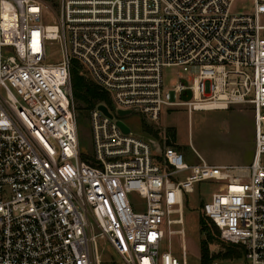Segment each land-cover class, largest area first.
<instances>
[{
	"label": "built area",
	"instance_id": "2783aa9c",
	"mask_svg": "<svg viewBox=\"0 0 264 264\" xmlns=\"http://www.w3.org/2000/svg\"><path fill=\"white\" fill-rule=\"evenodd\" d=\"M56 1L0 0V264H101L98 237L123 264H187L162 244L183 233L174 227L202 182L220 186L201 212L243 252L211 264H264V0ZM76 62L108 96L89 109L90 154ZM168 68L179 71L173 86ZM240 103L255 116L249 164L199 154L189 163L176 143L144 139L123 120L156 127L167 111Z\"/></svg>",
	"mask_w": 264,
	"mask_h": 264
},
{
	"label": "rangeland",
	"instance_id": "374dc122",
	"mask_svg": "<svg viewBox=\"0 0 264 264\" xmlns=\"http://www.w3.org/2000/svg\"><path fill=\"white\" fill-rule=\"evenodd\" d=\"M52 1L57 6V1ZM236 9L239 7L236 6ZM47 54L51 62H57L61 57L57 45L50 46ZM178 72L177 68L166 69L167 86L176 84ZM85 107L86 105L79 104V136L82 150L90 154L93 149V138L89 110ZM123 120L135 134L144 139L166 138V142H160L162 146L165 143H176L185 161L189 163H196L198 154L207 163L216 165L247 164L251 156L255 116L253 106L248 103L233 104L225 109L196 110L191 116L185 108L164 112L157 126L166 129L165 131H155L157 126L154 127L146 121L143 124L142 117L137 114L124 116ZM219 186L216 182H202L196 186V192L189 195L188 205L184 209V223L174 227L183 233L175 232L170 239H166L162 244V250H171L181 262L186 259L187 264H201V241L206 237L200 225V217L203 215L201 207ZM130 198L138 207L145 204V200L137 192H133ZM207 219L214 238L209 245L211 263L240 261L238 257L225 255L226 250L222 242L226 241L215 224ZM97 246L99 254L97 259H101V264H123L107 239L98 237Z\"/></svg>",
	"mask_w": 264,
	"mask_h": 264
},
{
	"label": "trees",
	"instance_id": "16d2710c",
	"mask_svg": "<svg viewBox=\"0 0 264 264\" xmlns=\"http://www.w3.org/2000/svg\"><path fill=\"white\" fill-rule=\"evenodd\" d=\"M72 87L73 95L79 110V104L86 105V109L89 110L92 106L100 101L108 100V96L105 92L101 91L93 82L87 79V77L81 72L80 68L75 63L72 69ZM207 217L203 214L200 217V225L202 232L205 233V238L201 241V264H210V242L213 241V234L210 227L207 224ZM225 255L229 257L241 258L243 252L241 248L233 243L222 242Z\"/></svg>",
	"mask_w": 264,
	"mask_h": 264
},
{
	"label": "water",
	"instance_id": "95a60500",
	"mask_svg": "<svg viewBox=\"0 0 264 264\" xmlns=\"http://www.w3.org/2000/svg\"><path fill=\"white\" fill-rule=\"evenodd\" d=\"M99 108L102 109L104 112L108 113V110H107V108H106L105 105L101 104V105L99 106ZM119 113H120L121 115H126V114L129 113V111H122V110H121V111H119ZM119 124H120V126L123 128V130H124L125 132H129V128H128V126H126V124H124L122 121H120Z\"/></svg>",
	"mask_w": 264,
	"mask_h": 264
},
{
	"label": "crops",
	"instance_id": "0c3cea01",
	"mask_svg": "<svg viewBox=\"0 0 264 264\" xmlns=\"http://www.w3.org/2000/svg\"><path fill=\"white\" fill-rule=\"evenodd\" d=\"M252 132H253V141H252V145H251V156L248 158V161L246 160L248 162L247 164L251 163L252 158H253V154H254V149H255V123L253 125ZM178 148H179V146H178Z\"/></svg>",
	"mask_w": 264,
	"mask_h": 264
},
{
	"label": "bare ground",
	"instance_id": "6f19581e",
	"mask_svg": "<svg viewBox=\"0 0 264 264\" xmlns=\"http://www.w3.org/2000/svg\"><path fill=\"white\" fill-rule=\"evenodd\" d=\"M97 261L99 262V261H100V259H97Z\"/></svg>",
	"mask_w": 264,
	"mask_h": 264
}]
</instances>
